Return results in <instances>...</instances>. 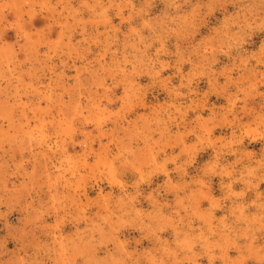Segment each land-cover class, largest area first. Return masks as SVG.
Listing matches in <instances>:
<instances>
[{
  "label": "rangeland",
  "instance_id": "rangeland-1",
  "mask_svg": "<svg viewBox=\"0 0 264 264\" xmlns=\"http://www.w3.org/2000/svg\"><path fill=\"white\" fill-rule=\"evenodd\" d=\"M114 2L0 0V244L29 234L24 264H264L238 251L249 224L264 249V168L245 175L264 165V25L229 49L239 0ZM140 38L160 75L121 81ZM122 147L133 164L109 162Z\"/></svg>",
  "mask_w": 264,
  "mask_h": 264
},
{
  "label": "clouds",
  "instance_id": "clouds-1",
  "mask_svg": "<svg viewBox=\"0 0 264 264\" xmlns=\"http://www.w3.org/2000/svg\"><path fill=\"white\" fill-rule=\"evenodd\" d=\"M189 2L190 0H183L184 4H187ZM168 4L174 12L178 11V9L181 7L180 0H168ZM239 4L240 7L235 17L231 20V26L235 28V32L231 35H229L227 32L225 33V36L227 37L226 47L229 49L239 48L240 45L244 43V37L248 34L249 31L264 25V0H249V2L247 3H245V0H239ZM108 7H119V5L115 4L114 0H109ZM106 11L107 8L104 9V12ZM193 11L195 12V9ZM101 15H103V12L101 13ZM179 18L185 23H188L192 18V14L181 16ZM167 30L171 32L177 31V29ZM140 45H142V47H140ZM151 46V41L145 43L144 38H140L135 44L130 45L133 50L131 53L125 54L123 59L118 63L114 60L116 74L121 77V81L132 80L142 74L150 75L154 79L159 77L160 71H157L155 69V65L161 64L159 56L163 53V48L157 50L155 58H153L149 57L147 54L148 49ZM113 56L115 57L116 53H113ZM129 57H131V59ZM129 64L131 65V69L126 70L124 66ZM167 67V64H163L161 70ZM190 83L191 81H189V84ZM117 86L118 85L114 83L112 85V88H115ZM108 91H112V89L110 88L108 89ZM173 91L175 92L176 96L182 95L179 91ZM114 99L116 98L114 97ZM89 118H91V115ZM169 118L171 119V117ZM104 123L106 124L107 120H105ZM19 135L20 137H22V133H20ZM85 135L88 136L91 134L85 132ZM104 151L105 149L102 146L101 153H104ZM133 157V150L127 147H122L121 150L115 156L108 157V159L110 163L120 161L121 163H127L131 165L134 163ZM168 162V160H165V163ZM261 168H264V165H257L255 168H248L245 175H247L248 177H256L257 172ZM96 171L100 170L97 169ZM252 232L253 229L249 224L248 228L242 234L244 235L247 242L240 245L238 247V251L240 255L242 257H245L246 259H254L255 255L257 254L264 257V249H255L251 244V240L254 238L252 236ZM22 239L25 245L24 249H21L19 244H17V250H10L6 245L0 244V264H24V260L28 256V245L30 244L31 237L29 234H24ZM196 242V239H192L191 242H184L181 251L185 252V259L189 258L187 254L191 253L192 248ZM43 254V249H41L40 252L37 253L38 256Z\"/></svg>",
  "mask_w": 264,
  "mask_h": 264
}]
</instances>
